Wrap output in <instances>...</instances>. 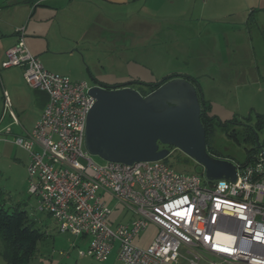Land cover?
Returning a JSON list of instances; mask_svg holds the SVG:
<instances>
[{"label":"built area","instance_id":"built-area-1","mask_svg":"<svg viewBox=\"0 0 264 264\" xmlns=\"http://www.w3.org/2000/svg\"><path fill=\"white\" fill-rule=\"evenodd\" d=\"M23 37L21 27L0 68L21 67L27 85L49 100L32 130L12 142L27 152L37 210L53 218L57 231L88 237L78 256L102 262L117 244L123 264H264L263 149L235 161V182L207 183L202 171L178 172L163 160L97 164L84 146L91 85L45 69ZM103 197L122 204L131 220L112 227ZM149 225L157 228L154 239L135 244Z\"/></svg>","mask_w":264,"mask_h":264},{"label":"crops","instance_id":"crops-1","mask_svg":"<svg viewBox=\"0 0 264 264\" xmlns=\"http://www.w3.org/2000/svg\"><path fill=\"white\" fill-rule=\"evenodd\" d=\"M36 1L0 0V63L5 60V50L16 43L17 30L24 27L23 38L28 51L40 60L45 69L67 76L72 81H86L89 85H124L138 89L137 84L129 82H158L174 75L194 78L200 84L203 73L189 69L192 52L209 53L208 57L213 62L207 65L212 67L221 57L217 52L224 47L226 57L221 59L243 49L246 52L243 65L251 61L250 68L254 72L256 69L249 18L255 7L264 5V0H239L246 12L250 11L238 23L245 30L240 46L221 41L219 30L225 24L223 17L233 14L234 17L237 10L231 4L224 7L225 4L221 5L219 0H211V3L199 0V4L184 0ZM227 25L232 28L235 24L231 22ZM226 49L230 50V55ZM170 57L179 61L170 60L167 66L160 64L161 60ZM245 66L242 71H245ZM162 67L164 69L160 71ZM155 74L162 75L160 80ZM5 97L9 100L16 122L3 104ZM203 98L210 103L209 98ZM48 100L46 92L27 85L21 67L0 68V132L5 136L21 137L30 132ZM103 198L112 214L113 208L108 202L113 199ZM130 214L126 209L121 210L118 215L123 220L116 224L131 220ZM148 227L157 232L153 225L146 229ZM75 239V247H87L88 237ZM150 242L151 239L148 244ZM116 249L117 244L103 262L111 256L116 259Z\"/></svg>","mask_w":264,"mask_h":264},{"label":"rangeland","instance_id":"rangeland-1","mask_svg":"<svg viewBox=\"0 0 264 264\" xmlns=\"http://www.w3.org/2000/svg\"><path fill=\"white\" fill-rule=\"evenodd\" d=\"M187 3L195 2L199 4V0H184ZM221 5H233L236 14L224 16L223 22L219 31H221V41L227 45L233 42L235 45H242L244 40L245 30L243 26L238 23L243 20V15H249L250 11L246 12L244 5L239 0H219ZM231 1V2H230ZM218 2V0L216 1ZM211 3V0H208ZM218 5V4H217ZM245 16V17H247ZM248 18V17H247ZM233 22L232 28L227 25ZM249 29L253 32V45L255 47V72L250 68L251 61L245 63L246 57L243 49L240 53L230 55L231 48L228 46L227 58L224 50L219 49L218 57L215 66L207 65L213 62L212 58L208 57L209 53L204 51L192 52L189 69L200 71L203 73L200 79V88L203 97L209 98L211 106L209 107V114L216 116L221 121L237 120L247 122L255 125L260 124V129L256 131L259 145L264 146V5L255 7L249 18ZM207 55V57H203ZM170 60H177L175 58H164L160 61L161 65L167 66ZM181 60V59H180ZM179 61V60H177ZM244 61V62H243ZM173 65H175L173 63ZM180 65V62L178 63ZM185 65V63H184ZM246 67L245 71L241 68ZM160 71L164 67L159 68ZM155 72L159 70H154ZM159 71V72H160ZM196 71V72H198ZM199 72V73H200ZM197 73V74H199ZM159 74V73H156ZM159 80L162 75H156ZM260 74V75H259ZM138 88V86H137ZM239 129V126H233ZM225 132L217 128L214 132L213 144L218 151L224 155L237 158L239 160L246 157L245 148L249 143L242 140L239 135V142L228 137ZM14 137L5 136L0 132V201L4 206L14 208L20 207L29 214L32 219H35L41 228V231H46L45 235L38 241L37 251L32 257L30 264H123L117 258L110 257L106 262L94 260L88 256H78V250L85 251L84 246L79 248L73 246L75 244L74 236L64 234L57 231L56 224L53 218L45 212L37 210V202L33 195L28 193L27 171L25 166L28 163L27 152L16 145L13 141ZM10 142L8 144L6 142ZM95 163L103 164L106 161L97 155H92ZM166 162L169 163L176 171L186 173H200L202 171L200 165L179 150H171ZM113 208L112 214L109 215V222L112 227L118 221H122L123 217L119 216L120 211H125L122 204L108 202ZM115 207V208H114ZM155 232L152 227H148L145 231L133 240L134 243L146 247L150 239H154ZM3 243L0 239V264H5L3 259Z\"/></svg>","mask_w":264,"mask_h":264},{"label":"water","instance_id":"water-1","mask_svg":"<svg viewBox=\"0 0 264 264\" xmlns=\"http://www.w3.org/2000/svg\"><path fill=\"white\" fill-rule=\"evenodd\" d=\"M89 87L94 102L87 112L84 146L90 154L124 164L164 161L170 146L200 165L207 183L236 181L235 160L212 155L205 147L202 92L187 79H168L145 95L130 86Z\"/></svg>","mask_w":264,"mask_h":264},{"label":"trees","instance_id":"trees-1","mask_svg":"<svg viewBox=\"0 0 264 264\" xmlns=\"http://www.w3.org/2000/svg\"><path fill=\"white\" fill-rule=\"evenodd\" d=\"M174 76L165 77L158 82L144 83L141 81H132L129 82V84H137L139 86L138 90L145 95L157 88L159 84L171 79ZM185 79L192 83L196 90L200 93V84L197 83L196 79L188 77H185ZM200 105V122L205 129L204 134L206 135L205 147L212 155L226 157L238 162H245L260 149L264 150V146L259 145L257 139L256 131L261 127L259 123L252 125L247 122H241L233 119L221 121L216 118V116L213 117V115L209 114L210 103H207L204 98L200 100ZM234 125L239 126L240 128L237 129L236 127H233ZM217 128L224 131V134L235 139L237 142H239L240 135L243 141L249 143L248 147L245 148L246 157L243 161L242 159L239 160L237 158L224 155L213 147L214 132ZM169 149L173 150V147L169 146ZM167 158L164 159L163 162H166ZM45 233L46 231H41L37 221L32 219L24 208L22 209L16 206H14V208L7 207L0 201V239L3 243L2 246H4L2 255L5 260V264H30L32 257L35 256L37 251L36 244L45 235Z\"/></svg>","mask_w":264,"mask_h":264}]
</instances>
